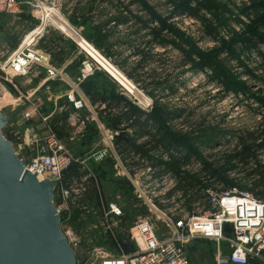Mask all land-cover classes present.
<instances>
[{"label":"rangeland","instance_id":"1","mask_svg":"<svg viewBox=\"0 0 264 264\" xmlns=\"http://www.w3.org/2000/svg\"><path fill=\"white\" fill-rule=\"evenodd\" d=\"M66 1L60 0V11L62 12L68 11L64 6ZM89 1L91 0H87V2ZM186 1L189 2L190 10L182 11V13L176 11L174 7L177 0H107L103 2L104 6H102V9L110 14V17H114L124 12L122 11L123 7H128V13L131 11L138 13L136 12L137 7L133 4L139 3L144 11L142 10L138 15L145 19L152 14V18L155 21L150 25V29L160 27V20L165 21L169 26L167 30V34L170 35L169 37H172L173 30H177L190 40L195 50L200 53L196 61L200 57L209 58L212 56L215 62L216 60L221 62L229 72L227 82L235 86L233 91H231L232 88L227 90L221 83L214 82L215 79L212 78L214 73L208 67L200 68L196 71L185 69L183 76L179 79L180 85L176 91L168 92L165 95L164 93H158L156 90L154 91L156 95L155 99L159 106L155 108L153 106L156 102L154 101L155 99L151 98L141 86L136 83L134 84L126 76V72L133 70L135 63L141 56V54L136 55L131 48L129 50L125 48L113 50L110 57L104 54L108 61L103 63V70L100 73L103 76L99 82L101 85H106V87H102L103 89H109L108 85L111 82L115 88V93L117 91L121 92L128 102L134 103L135 106L137 105L145 113L159 112L162 106L165 110V104L173 109L184 111L183 117L172 121L171 125L185 132L191 130L202 135L208 132V128L227 132L225 134L221 133V135L216 137L220 140V143L216 146L202 145V147L192 148V155L196 158V162L193 159L190 161V164L193 162V166L189 170H194L201 168L200 164L203 161L206 163L212 161L213 156L217 158L219 155L232 152L234 146L239 143V134L264 129V0ZM124 14L128 18L130 17L126 12ZM133 29V22H129L125 27L119 26L116 31L117 35H114V37H128L131 39L133 37L129 36V34L133 32ZM149 32L150 30L142 31L137 36L139 38L144 37V41H150L152 36H147ZM145 47L142 45L138 49L145 52ZM6 49L0 45V64L6 59ZM118 52H123V57H117ZM151 52L153 53V57L149 64H146L143 71H138L141 79H147V75L150 76L153 71H155L156 74L154 75L158 78H163V68L165 70L174 69L173 67L178 65L182 58L179 51L170 47L165 50L161 46L156 45ZM91 56H95V54ZM178 71L177 68L175 73ZM1 76L2 73H0V123L2 124V137L6 139V132L8 134L11 125L15 131L20 133L21 139H23L22 136L26 127L31 126L34 131H41L43 125L39 121L33 120L29 124H21L20 110L23 106L21 104V106L13 104V97L9 93L5 97L2 96L6 92V90H1L2 85L6 82L1 80ZM9 88L15 91L14 87L11 86ZM150 90H152V87ZM78 91L89 102L88 96L83 89L80 88ZM89 110L92 111V108L88 107L87 110L79 112V116L81 118L86 117ZM99 110L97 111V115L100 112ZM90 122L92 123V121ZM87 123L81 135H78L74 140L63 139L65 146L71 153L79 154L83 158L92 153H97L105 145V142H103L101 136L98 134L97 128ZM164 126L166 128V122ZM68 128L70 132L71 127L69 125ZM127 130L123 132L133 133L132 130ZM145 131L147 135L139 139L140 143L151 142L150 145H152L154 140L161 135L151 125ZM90 132H93L90 141L85 143L84 140ZM12 146L20 157L24 156L27 161L34 153L27 148L21 150L17 148L14 139H12ZM154 151H156L154 154L158 153L157 150ZM257 153L259 154L258 159L264 163V148ZM126 154L128 153H124L123 155ZM154 154H150V156L153 157ZM102 163L105 164L104 170L107 174L104 178H99L94 167ZM231 164L236 166V168L230 178H236L237 186L250 187L255 179H250L244 174L235 175L237 171L242 170V167L239 166V163ZM253 167L254 164L249 166L248 169H252ZM86 168L88 171H91V177L96 185L97 193L94 202L87 204V208L91 209L87 223L78 230L72 227L73 232L77 234L79 239V243L75 249L76 264L82 261L84 256H87L93 247H105L104 239L109 237V235L102 233L100 222H102L103 218L102 213L106 210L110 201L117 200L123 211L124 217L121 220V227L119 224L118 229L130 228L140 214L144 216L148 215L144 207L134 199L132 194L131 197L121 196L119 191L115 190L114 179L125 178L116 175L118 169L114 167L109 155L102 161H95L89 158ZM258 191L261 192V189ZM57 199L58 193L53 191L52 202L55 205H57ZM174 206L177 210H181V213L187 211L182 202L175 201L171 204V212H174L172 208ZM58 214L59 216L61 215V213ZM60 229L63 232L62 223L60 224ZM155 231L160 236L166 234L165 226L160 222H156ZM197 246L200 249L199 252L203 253H199L198 258L195 260L196 264H214L216 246L209 240L198 241ZM105 248L112 249L113 247ZM223 251H226L225 247H223ZM248 261V264H264V259H258L257 261L248 259Z\"/></svg>","mask_w":264,"mask_h":264},{"label":"built area","instance_id":"2","mask_svg":"<svg viewBox=\"0 0 264 264\" xmlns=\"http://www.w3.org/2000/svg\"><path fill=\"white\" fill-rule=\"evenodd\" d=\"M22 6L30 7L31 12L36 15L37 25L22 36L16 49L0 64L1 80L11 84L14 78L22 76L25 82H30L39 74L38 67L46 72L47 81L61 79L63 71L51 67L47 63V55L33 49L51 26L67 36L63 27L68 30V25L59 18L60 0H0V15H18ZM84 69L91 71V64H85ZM22 98L21 124L36 120L43 125L42 130L34 131L33 127H26L21 139L20 133L11 125L8 134L14 139L17 148H27L34 152L27 161L14 149L15 155L24 160L27 170L37 172L43 180L52 183L53 191L58 193L60 200L56 205V213L62 214L66 211L69 214L75 208L79 211V218H88L91 209L87 208L82 199L92 177L86 163L89 158L102 161L108 155L118 169L116 175L124 177L130 183L134 199L148 213L146 216L140 214L128 229V240L132 242L133 250L125 251L120 242L122 229H118L124 217L123 211L117 200L110 201L102 213L100 226L102 233L111 238L113 248L93 247L78 264H190L187 258L188 245L190 240L195 239H206L216 246L214 264H248V259H264V196L254 195L237 185L225 188L221 183L200 174L201 181L209 182L201 189L202 205L193 203L184 213L174 206V212H171V204L175 201L183 203L192 194V190L175 188L177 182L172 172L157 173L156 168L149 166L148 160L139 154H119L114 146L119 131L107 128L98 119L97 111L103 110L104 104L92 106L78 92L70 89L63 95L62 104L58 105L59 112L72 109L68 119L71 127L68 140H74L81 135L86 123L92 121L105 142L104 147L97 153L83 158L79 154L71 153L63 139L52 132L50 118L54 113H43L41 95L37 93ZM88 107L92 111L89 110L88 115L81 118L79 112L87 110ZM157 151V154H154V150L150 152L154 154L153 158L168 161L165 151ZM192 163L183 170H189ZM69 166L84 172L78 178L64 179L63 171ZM239 166L242 167L240 163ZM200 169L189 171L198 172ZM228 174L232 176L234 170L228 171ZM156 222L165 226V235L160 236L155 231ZM225 224L230 226V232L223 229ZM62 227V234L75 253L79 243L78 236L67 223L62 224ZM223 247L226 251H223Z\"/></svg>","mask_w":264,"mask_h":264},{"label":"trees","instance_id":"3","mask_svg":"<svg viewBox=\"0 0 264 264\" xmlns=\"http://www.w3.org/2000/svg\"><path fill=\"white\" fill-rule=\"evenodd\" d=\"M133 5L137 7L136 12H142L143 9L139 3ZM174 7L179 13L190 10L189 2L186 0H177ZM127 10L128 7H123V14L119 13L114 17H108L101 22L92 33L88 34L87 37L92 41L96 49H103V53L108 57H110L111 52L113 53V50L121 48H125L126 50L131 48L136 55L141 54L140 59L135 63L133 70L131 72H126V76L132 80L134 84L136 83L141 86L151 98L153 97L155 99V90L158 93H164V95L168 92L176 91L180 85L179 79L183 76L185 69L196 71L200 68L203 69L204 67H208V69L214 73V76L212 77L215 79L214 82L221 83L227 90L232 88L231 91H233L235 89L234 85L227 82L229 72L221 62L217 60L215 62L214 57L212 56L209 58L200 57V59L196 61L200 53L195 50L190 40L182 35L183 33L173 30L172 34L174 36L172 35V37H169L170 35L167 34L169 26L165 21L160 20V27L150 29V25L155 22L152 18V14L143 19L138 13L132 11L128 13ZM125 12L126 14H129V18L126 17L124 14ZM129 22L134 23L133 32L129 34V36H132L133 38L117 37L116 39L110 40L112 33L106 32V26L113 23L116 27L117 25L125 27ZM146 30H150L147 35L152 36L150 41H144V37L139 38V36H137L142 31ZM142 45L146 46L144 48L145 52L138 49L139 46ZM156 45L161 46V48L165 50L168 47L175 49L181 53L182 58L178 65L173 67L174 69H168L170 71L165 70L162 67L163 78H158L154 75L156 74L155 71H153L150 76L147 75V79H141L138 71H143L146 64H149L153 57L151 51ZM116 56L123 57V52H118V55ZM177 68L179 71L175 73ZM100 73L101 72L96 71L91 76H88L86 80L81 83L80 87L87 94L88 100L91 104H98L99 106L103 104L105 105L103 110L98 112V119H100V121L109 129L120 130L118 134L119 136H117L114 141L116 151H118L119 154L134 153L135 155L139 154L140 156L145 157L148 160V165L152 168L155 167L157 173L172 172L177 182L175 188L183 191L192 190V194L185 198L182 203L187 210L190 209L191 204L193 203H199V205H202L203 197L201 189L209 182L201 181L200 174H204V176L213 179V181H216L219 184L221 183L225 188L237 185L236 178H230L228 174V171L235 170L236 168V166H233L231 163H240L242 166V170L237 171L236 174H244L250 179H255L250 187H239L247 189L254 195L260 197L264 196V163L258 159L259 154L257 153L264 148V129L239 134V143L234 146L232 152L219 155L217 158L216 156H213V160L207 163L203 161L200 164L201 169L198 172L183 170L184 167L190 165L192 159L196 162V158L192 155V148H197L199 146L202 147V145L216 146L220 143V140L216 137L221 135V133L225 134L227 132L208 128V132L204 131L206 133L201 135L199 133L197 134L196 131L189 130L185 132L178 129V127L172 126L171 122L181 119L184 111L173 109L165 104V110L162 106V109L159 112L145 113L137 107V105L135 106L134 103L132 104L131 102H128L121 92L117 91V93H115V88L111 82H109L108 85L109 89H103L106 85L100 84V78L103 76ZM151 87L152 90L149 91ZM63 101V99H59L58 104L61 105ZM154 101H156V99ZM153 106L155 108L159 107L157 101ZM71 111L72 109L61 112L56 111L50 118L52 132L54 134L56 133L61 139L69 138L68 119L71 115ZM165 122L166 128L164 126ZM87 124L96 128L95 122H88ZM149 125L154 126L161 135L154 140L152 145H150L151 142L137 143V140L147 135L145 130ZM120 127H124L125 129ZM127 129L132 130L134 134L132 131V134L123 132L124 130L127 131ZM91 134H93V132L88 133L84 140L85 143L90 141ZM5 138L12 141L11 136L7 134V132ZM158 149H161L168 154V161L163 162L150 156L151 151ZM252 164H254V167L248 169ZM104 165L105 164L102 163L94 167L99 178H104L107 174L104 170ZM80 176L81 172L76 168H72L71 171L65 174L64 179L73 177L78 178ZM113 184H115V190L119 191L121 196L131 197L132 187L126 179H114ZM87 185V191L82 199L84 204L94 202L97 193L96 185L92 179H89ZM259 189H261V192L258 191ZM56 202L57 204L60 203L59 198ZM72 211L73 212L69 214L62 213L60 215L61 223H67L69 226L75 227L78 230L87 223V219L90 216H87L88 218L83 220L79 218V211L77 209L74 208ZM104 243L105 247L112 246V241L109 237L104 239ZM255 260L257 261L258 259H252V261Z\"/></svg>","mask_w":264,"mask_h":264},{"label":"crops","instance_id":"4","mask_svg":"<svg viewBox=\"0 0 264 264\" xmlns=\"http://www.w3.org/2000/svg\"><path fill=\"white\" fill-rule=\"evenodd\" d=\"M106 1L107 0H91L87 2V0H67L64 6L68 11H59V18L68 25V30H65L67 36H64L62 32L51 26L45 31L43 37L36 46L33 47L34 50L37 49L47 55V63L51 67L63 71L64 75L61 79L53 80L51 82L55 83L51 84L46 80V72L44 69L38 67L37 70L39 74L37 77L32 78L30 82H25L24 77L20 76L14 78L11 84L6 82L2 85L1 90H6L5 94H2V96L5 97V95L7 96V93H9L13 97V104L20 105V103H22L21 105H23L22 97L26 95L32 96L38 93L43 98V113L52 114L58 111V101L62 99L66 92L73 89L79 93L78 90L81 88V83L85 81L88 76H91L96 71L101 72L103 70L94 58L90 56L94 53L86 45L95 50L99 56L107 60L106 54L103 53V49H96L92 41L87 37L88 34L92 33V31L110 15L102 9V6H104L103 2ZM85 2L87 3L84 5ZM35 17L36 15H34L30 7L27 6H22V11L18 13V15H0V36L4 37V40L7 41V44L0 42V45L7 48L6 56L16 49L21 41L20 39L25 33L35 28L37 25ZM119 26L122 25H117L116 27L113 23H110L106 26V32L112 33L110 40L117 38L114 37V35H117L116 31ZM81 39L84 40V42ZM87 63L91 64V71L84 69ZM12 85L15 87V91L9 88ZM8 97L6 98L9 99ZM137 143H140V140H137ZM64 213H66V211ZM121 229L122 228H119V230ZM128 229H122V232L125 231L127 239L129 238ZM122 232H120V240L122 238ZM198 241L202 240L195 239L192 245H188L189 249L187 256L190 264H196L195 260L198 258L199 253H203L199 252L200 249L197 246ZM122 249L125 251L133 250L132 242L128 240L127 243H122Z\"/></svg>","mask_w":264,"mask_h":264},{"label":"water","instance_id":"5","mask_svg":"<svg viewBox=\"0 0 264 264\" xmlns=\"http://www.w3.org/2000/svg\"><path fill=\"white\" fill-rule=\"evenodd\" d=\"M0 42L7 44L1 36ZM1 127L0 123V264H76L60 229L52 183L25 168L11 142L2 137ZM223 229L231 230L228 224ZM121 240L128 242L125 231Z\"/></svg>","mask_w":264,"mask_h":264},{"label":"bare ground","instance_id":"6","mask_svg":"<svg viewBox=\"0 0 264 264\" xmlns=\"http://www.w3.org/2000/svg\"><path fill=\"white\" fill-rule=\"evenodd\" d=\"M64 30H66V28L63 27ZM91 51H93V53L95 54V56H92V58H94V60L101 66V68L103 69V63H106L107 60L103 59V57L99 56V54L91 49L88 45H86ZM84 50V49H83ZM85 51V50H84ZM88 54V53H87ZM90 55V54H89ZM91 56V55H90ZM41 177V176H40Z\"/></svg>","mask_w":264,"mask_h":264}]
</instances>
